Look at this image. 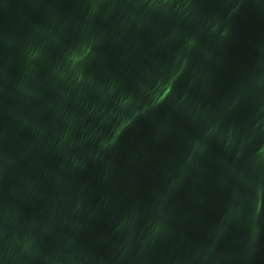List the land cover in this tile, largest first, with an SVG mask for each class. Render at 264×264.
<instances>
[{
	"label": "water",
	"instance_id": "water-1",
	"mask_svg": "<svg viewBox=\"0 0 264 264\" xmlns=\"http://www.w3.org/2000/svg\"><path fill=\"white\" fill-rule=\"evenodd\" d=\"M0 264H264V0H0Z\"/></svg>",
	"mask_w": 264,
	"mask_h": 264
}]
</instances>
